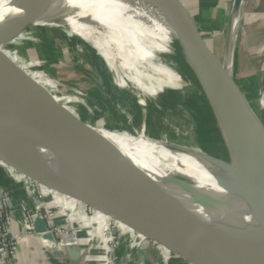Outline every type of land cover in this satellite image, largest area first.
Returning a JSON list of instances; mask_svg holds the SVG:
<instances>
[{
    "label": "bare ground",
    "instance_id": "obj_1",
    "mask_svg": "<svg viewBox=\"0 0 264 264\" xmlns=\"http://www.w3.org/2000/svg\"><path fill=\"white\" fill-rule=\"evenodd\" d=\"M138 4L151 13L133 9L119 0H0V20L34 28H60L74 33V37L75 31L83 32L96 43L99 54L107 62L112 84L118 89L124 88L128 101L133 103L126 110L130 115L129 133L122 130L106 133L71 121L66 124L59 116L37 104L29 105L24 98L12 97L6 90H0V131L11 136L25 132L43 146L51 142L33 137L22 129L54 140L89 131L100 132L123 146L133 157L145 159L144 166L150 168L152 165L150 171L161 176L160 179L155 178V187L150 181L116 183L147 215L151 213L156 218L154 220L167 237L188 251L183 229L165 212V208L171 209V201L165 191L171 192L178 205L186 209L189 216L184 220L200 247L193 264H223L224 256H227L226 264H242L244 250L237 236L205 191L216 188L214 179L194 158L165 148H178L173 136L189 135L191 124L189 119L181 116L177 107L178 100L182 99L177 89V58L169 47L172 44L184 58L192 60L193 57L174 38L168 20L143 2ZM242 7L243 4L234 9L228 63H231L235 49ZM27 122H32V125ZM162 129L168 132L163 133ZM220 169L236 178L228 160L220 165ZM183 171L194 172L193 178L198 180V184L163 177L170 172ZM247 190L256 198L254 192ZM203 241L207 245L205 249Z\"/></svg>",
    "mask_w": 264,
    "mask_h": 264
},
{
    "label": "water",
    "instance_id": "obj_2",
    "mask_svg": "<svg viewBox=\"0 0 264 264\" xmlns=\"http://www.w3.org/2000/svg\"><path fill=\"white\" fill-rule=\"evenodd\" d=\"M119 1L133 9L151 13L138 4L143 2L155 13L163 16L170 23L174 38L192 55V60L185 57L190 73L226 139L233 156V161H229L230 166L236 178L220 169V165L225 161L214 163L185 149L165 148L172 153L194 158L212 176L216 188L212 189L213 191H205L222 211L237 236L244 250L242 264H264V125L262 121L249 104L226 63L222 65L209 47L195 19L181 0ZM243 1L235 0V8L241 7ZM5 32L3 31L2 34ZM11 77L4 79L3 82L0 81V90H6L12 97L24 98L48 106L47 99L41 101L35 98L36 93L25 97L9 92L6 88L7 83L16 79L15 76ZM34 91L36 92V89ZM61 116L60 120L69 124L65 116ZM27 123L32 125V122ZM138 159L127 153L123 146L112 142L97 131L66 137L47 146L41 145L22 131L15 136L0 131V162L49 189L81 200L87 207L124 223L148 240L163 245L193 264L200 247L198 240L185 224L183 235L188 251L183 250L167 237L156 221L117 185L116 181H154V178H157V175L144 166L145 159ZM163 177L198 184V180L193 178L195 176L192 171L170 172ZM247 189L254 192L256 198ZM35 230L36 232L46 230L42 219L35 221ZM188 234L194 240L193 246L189 242ZM46 238L52 239V236ZM205 242L203 241L204 249L207 246ZM70 248L73 247L66 249ZM223 258L226 262L227 256ZM222 261L226 264L224 259Z\"/></svg>",
    "mask_w": 264,
    "mask_h": 264
},
{
    "label": "rangeland",
    "instance_id": "obj_3",
    "mask_svg": "<svg viewBox=\"0 0 264 264\" xmlns=\"http://www.w3.org/2000/svg\"><path fill=\"white\" fill-rule=\"evenodd\" d=\"M232 1L235 4V0ZM243 2L235 49L229 65L227 59L230 52L228 53L226 30L230 32L232 18L230 17L229 21L226 18L225 24L223 23L220 27L222 28L221 40L217 42L218 44L213 45L211 37L213 30L210 27L200 26L202 30L199 26L198 28L212 51L218 53L217 57L221 64L228 65V69L230 68L249 104L264 125V0H244ZM182 3L185 5L183 1ZM190 13L198 25L200 18L196 11L193 12L195 14L191 11ZM25 27L20 23L13 25L0 20V81L12 78L11 76L16 78L7 83L8 91L25 97L36 93L35 98L41 101L47 99L48 106L24 99L25 102L29 105L37 104L40 108L59 117L63 115L68 121L79 125L83 124L106 133H109V130L112 132L122 130L124 133H129L127 124L130 115L126 110L132 107L133 103L128 101L124 88L118 89L112 84L107 72V62L99 54L96 43L81 31H75L74 37V33L60 28L43 29L28 25ZM3 31L6 32L2 34ZM169 48L177 58L175 63L178 75L177 89L182 98L178 100L177 107L181 110V116L191 122L189 135L173 136L176 141L175 146L214 163L233 161L226 139L190 73L187 59L175 50L172 44ZM68 92L75 95L72 96ZM162 132L167 133L168 130L162 129ZM34 134L50 142L56 141ZM148 169L151 170L152 165ZM8 179L13 180L9 171ZM21 183L25 184V181ZM150 183L155 187L157 180L154 178V181ZM140 186L143 188L141 184ZM5 188L10 194L15 190L11 184L5 185ZM165 193L171 201V209L165 208V212L176 225L183 229V225L186 224L184 218L189 214L183 206L178 205L171 192L165 191ZM86 208L87 206L84 209ZM148 215L156 219L151 213ZM119 223L133 233L131 227ZM185 226L187 227V224ZM119 234L116 238L122 237ZM230 235L235 242L233 235ZM137 239L138 237H132V244ZM188 239L193 246L194 240L190 234ZM125 240L119 241L120 244L127 242L129 245L130 240ZM164 255L166 264H174V262L191 264L176 253L169 255L164 252Z\"/></svg>",
    "mask_w": 264,
    "mask_h": 264
},
{
    "label": "crops",
    "instance_id": "obj_4",
    "mask_svg": "<svg viewBox=\"0 0 264 264\" xmlns=\"http://www.w3.org/2000/svg\"><path fill=\"white\" fill-rule=\"evenodd\" d=\"M182 1L185 3L186 8H188L192 13L196 11L197 16H199L200 18L198 24L199 27L207 26L213 30L211 36L213 38V45L218 44L217 42L221 40L222 28L220 27L222 26L226 18L227 21H229L230 17L233 18L235 9V7L233 8V6L235 5L234 2L232 0ZM226 33L227 40H229L228 38L230 32L228 33V31L226 30ZM214 53L216 56H218V53ZM22 130L27 131L33 137H38L29 130ZM38 138L45 142H50L47 139L41 137ZM1 180L4 183L7 182V184L9 185H13L17 193L20 194L21 198H23L24 200L27 199L25 184L14 182L11 179L9 180L7 165L3 162H0V181ZM49 192L50 191L47 190L48 197H50ZM63 196H65V194H63ZM65 198L67 199L66 202L73 214L74 225L78 228V246L70 248L69 250L48 249L43 241L31 236L28 238V241L22 244L20 247L18 264H107V256L109 251L108 244L112 239V236L107 229V224L109 223L110 218L100 212H98L96 216H90L84 209L86 205L81 200L73 198L71 196H68L67 198V195ZM28 202L30 207L33 209V203L31 201ZM59 223L64 226L66 225V221L62 218L59 220ZM119 226V235H122L123 238H117L118 241L123 242V240L125 239V241L130 240L129 245H131L132 237L137 238L140 235V233L134 231L133 229V233H131L130 230L127 231V228H123L120 223ZM14 233L16 235H19L23 233V230L19 225L15 224ZM127 245V242L121 244L120 248L118 249V256L120 257V259L125 256L127 252ZM166 250L168 251L167 254L169 255H171V253H174L161 244L151 242L146 243L136 255L134 264H166V257L164 255V252L166 253ZM169 255L167 256L169 257ZM174 264L179 263L174 262Z\"/></svg>",
    "mask_w": 264,
    "mask_h": 264
},
{
    "label": "built area",
    "instance_id": "obj_5",
    "mask_svg": "<svg viewBox=\"0 0 264 264\" xmlns=\"http://www.w3.org/2000/svg\"><path fill=\"white\" fill-rule=\"evenodd\" d=\"M7 167L14 182L25 181L27 199L21 198L15 188L10 194L5 188L8 184L0 181V264H18L20 247L31 236L43 241L48 249L63 250L78 246V228L74 225L73 214L65 196L43 186L14 168ZM47 190L50 191V197L47 195ZM28 201L33 203V209ZM86 211L90 216L98 214L90 207H87ZM61 218L66 221L65 226L59 223ZM37 219L45 222V231L36 232L35 221ZM15 224L22 228V234L14 233ZM107 229L112 236L108 244L107 264H134L136 255L142 247L146 243H155L140 235L136 242L127 245V252L120 259L118 249L121 244L116 238L120 230L119 222L110 218ZM49 235L52 239L46 238Z\"/></svg>",
    "mask_w": 264,
    "mask_h": 264
},
{
    "label": "trees",
    "instance_id": "obj_6",
    "mask_svg": "<svg viewBox=\"0 0 264 264\" xmlns=\"http://www.w3.org/2000/svg\"><path fill=\"white\" fill-rule=\"evenodd\" d=\"M167 252H168V251L166 250V254H167Z\"/></svg>",
    "mask_w": 264,
    "mask_h": 264
}]
</instances>
